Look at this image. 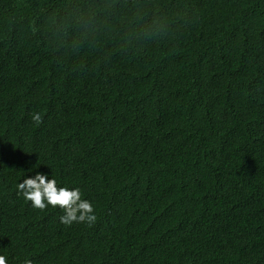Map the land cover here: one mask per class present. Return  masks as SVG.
Wrapping results in <instances>:
<instances>
[{
    "label": "trees",
    "instance_id": "1",
    "mask_svg": "<svg viewBox=\"0 0 264 264\" xmlns=\"http://www.w3.org/2000/svg\"><path fill=\"white\" fill-rule=\"evenodd\" d=\"M35 163L96 221L19 195ZM0 254L264 264V0H0Z\"/></svg>",
    "mask_w": 264,
    "mask_h": 264
},
{
    "label": "clouds",
    "instance_id": "2",
    "mask_svg": "<svg viewBox=\"0 0 264 264\" xmlns=\"http://www.w3.org/2000/svg\"><path fill=\"white\" fill-rule=\"evenodd\" d=\"M32 119L36 122L41 120V115L35 113ZM24 178L16 185L17 192L31 206L36 209H45L48 206L57 207L63 210L59 217L64 225L73 223L92 224L96 221V214L93 203L82 197L79 187L61 186L51 172L40 170L37 163L31 165ZM0 264H9L7 256L0 254ZM24 264H33L27 258Z\"/></svg>",
    "mask_w": 264,
    "mask_h": 264
}]
</instances>
